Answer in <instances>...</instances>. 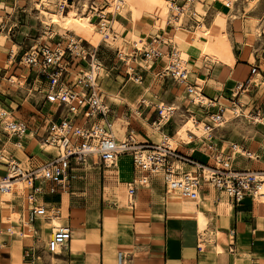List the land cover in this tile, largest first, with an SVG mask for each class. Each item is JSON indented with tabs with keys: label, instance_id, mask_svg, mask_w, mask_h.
Wrapping results in <instances>:
<instances>
[{
	"label": "crops",
	"instance_id": "1",
	"mask_svg": "<svg viewBox=\"0 0 264 264\" xmlns=\"http://www.w3.org/2000/svg\"><path fill=\"white\" fill-rule=\"evenodd\" d=\"M7 1L18 3L24 0ZM78 1L67 0L68 7L65 8L69 14L66 15L67 22L63 26L58 25L65 31L74 32L75 35L92 41L97 37L95 36L97 30L83 24L79 19L82 17L97 23L98 18L92 14L94 9L90 11V16H85V9L82 4L80 5L81 1ZM102 1L105 3L101 9L93 5L91 8L110 10L113 7L106 0H92V3L95 5ZM175 2L185 4L188 9L184 10L180 24L176 22L170 24L172 11L175 9L168 3L162 10L163 17H168L165 25L161 22L159 12L147 5L144 9L146 14L137 21L133 20L130 13H120L119 20L117 12L111 13L108 19H111L112 31L114 32L113 27L116 25L114 23H118L122 28L121 34L124 30H128V37L131 33L139 36L141 45L144 47L153 39H157L160 41L161 49L168 52L171 47L179 50L180 44L176 47L172 42L176 35L186 37L192 32H197L203 22L205 27L209 28L207 43L203 50L204 56L186 40L181 43L189 52L188 54L185 50H180L188 61L189 82L200 88L208 100L216 99L217 104L223 105L227 110L231 105L236 85L244 83L239 97L240 102L245 105L246 110L261 107L264 103V68H262L264 55L260 50V41H264V17H261V11L256 8L246 11L245 6L242 8L237 5L231 8L220 0H192V2L173 0V6L176 8L178 5ZM199 4L203 13L198 11ZM251 13L258 15L257 19L260 21L256 25L260 34L254 40L249 38L252 26L247 18H256L253 15L250 16ZM218 14L228 15L226 25L230 38L228 39L229 47L224 37L225 22L221 29L213 25ZM75 23H80L85 28L74 31L72 27ZM156 24L161 27L157 28ZM156 63L155 71L157 72L168 62L162 59ZM254 66L259 68L256 74L251 72ZM167 79L174 81L170 77ZM174 83L187 95L185 86L175 81ZM144 96L149 100L148 103L139 99L137 103H131L125 97V101L117 102L111 96L109 103L106 101L112 109L109 118L113 121V130L117 139H123L131 130L134 131L136 140L139 142L156 143L163 135L167 140L168 137L177 139L180 124L170 126L169 123L174 121L171 117L168 120L163 119L160 126L153 128V123H156L158 117L154 115L157 107L152 104L150 97H155L156 93L153 95L150 88H146ZM140 102L145 105L142 107ZM132 104H135L137 109ZM192 107H188L187 117L195 115L198 120L205 118ZM196 108L198 109V106ZM204 109L202 111L209 113L217 110V108L207 107ZM57 112L58 110L50 116L43 115L39 124L42 126L46 120H60L66 113V108L62 107L60 113L57 114ZM206 121L203 123L205 124ZM116 125H119L122 130H116ZM163 127H166L165 130ZM261 129L260 133L256 132L249 136L248 140L241 141L243 148L251 152L253 158L237 154L234 162L236 168L264 169V126ZM208 138L209 134L193 141L192 139L181 140L174 147L187 155L192 154L197 160L198 156L203 157L206 160L205 163L210 164L213 161L207 156L210 151L205 144H200L198 141L206 143ZM28 140L31 141L28 147L19 149L12 141L0 143V151L6 157L12 156L18 159L25 166L28 160L24 159H29L31 163L28 168L38 167L54 155L52 153L48 155L44 150L45 146L36 139L34 140L40 145L39 147L36 143H32L31 139ZM220 141L219 145L224 146ZM29 149L30 152L27 151ZM32 164L33 167H31ZM180 166L185 171L192 168L183 164ZM0 171L3 172L0 177H3L6 174L4 163H0ZM141 177L142 174L135 170L130 155L121 156L112 165L95 158L89 159L86 165H73L69 171L67 192L58 194L45 192L37 195L38 213L35 221L32 222L35 230L31 233L27 232L24 223L25 220L28 221L27 215L30 208L27 200L25 203L27 193L23 195L24 185H17L12 191L13 195L0 193L3 197H0L3 200L2 204L0 203V209L13 208L22 217L20 221L9 225L12 231L15 229L13 233L6 232L8 227L5 232L0 230V264H25L23 255L28 246L38 249L41 258L37 264H119V253L122 254L121 264H264V202L262 199L247 196L241 202H234L212 185L203 183L200 189L202 197L200 203H173L169 200V191L166 190L161 177L154 179L151 184L149 179L147 183L139 182ZM135 180L137 184L134 183ZM130 184L137 187L132 205L128 199ZM49 195H57L59 198L50 200L47 198ZM54 207L60 208L61 212L57 217H63L62 224H69L72 229L69 246L56 254L46 250V244L53 229L52 220L47 219V215ZM198 211L208 219L206 231L199 230ZM231 230H235V236L230 234Z\"/></svg>",
	"mask_w": 264,
	"mask_h": 264
},
{
	"label": "built area",
	"instance_id": "2",
	"mask_svg": "<svg viewBox=\"0 0 264 264\" xmlns=\"http://www.w3.org/2000/svg\"><path fill=\"white\" fill-rule=\"evenodd\" d=\"M186 2H192V0H186ZM177 5L184 12L186 5ZM66 6V1L61 2L59 9L64 11ZM92 9L98 18L97 27L102 33V42L109 45L107 39L112 30L111 19H108L105 11ZM180 13L173 15L174 23L179 19ZM45 35L48 39L54 40V43L52 45L40 44L31 48L22 57V62L25 67L35 73L36 82L45 83V90H42L45 101L55 105L57 110L65 107L66 113L60 120H46L40 128L32 131L28 124L18 121L11 113L5 115L2 109L0 110V143L12 141L19 149L23 138L28 136L31 130V137L43 144H51L57 152L46 163L38 167L27 168L18 159L12 156L6 157L0 151V163H4L6 167L4 178L7 180L21 179L28 187L27 202L30 205L28 221L32 223L36 219L37 195L45 192L50 194L67 192L69 171L73 165H86L91 158L112 165L121 156L130 155L134 168L140 175L144 174L148 178L159 176L163 179L167 191L177 190L183 197L192 199L200 195L203 183L212 185L234 202H241L247 196L255 198L257 192L264 188V169L240 170L234 166L237 154L252 159L251 152L244 148L237 150L238 145L235 143H232L229 149L224 150L223 145L220 146L212 140V132L230 121L226 115L227 108L217 104L216 99H209L205 105L198 103L200 107L217 108L215 112L209 114V120L205 123L209 130L208 139L211 140L206 145L210 151L207 156L213 160L210 164L202 163L192 154L187 155L178 149H167L163 144L166 141L164 135L156 143L139 142L136 140L134 131L131 130L125 139L119 140L113 130V121L109 118L112 109L100 91L99 80L103 63L99 60L97 49L82 45L80 39L73 38L71 35L55 39L57 34L50 29L45 32ZM159 42L153 39L145 47L133 45L131 51L127 53L118 48V58L126 64L141 59L145 64L138 63V66L147 70L168 55L169 62L156 72V77L160 79L170 77L177 84L185 86L188 100L192 104V94L196 86L189 82L188 61H183L174 47L164 52ZM79 68L82 70L80 71ZM131 68L132 71L128 70L130 75L135 71V67ZM251 72L256 74L259 68L254 66ZM135 75L136 82L142 83V74L134 73ZM253 83L256 84L255 81ZM243 88L244 83H238L234 89L230 105L233 118H250L248 116L257 115L264 119V111L260 107L246 112L245 105L239 99ZM201 93L205 96L202 91ZM159 114L162 119L163 113L160 107ZM94 120L97 122L94 123ZM182 164L194 170L185 171L180 166ZM207 169L210 172L208 177L205 173ZM134 183L137 184V180ZM0 189L7 191L10 188L8 184H4ZM136 191L137 187L130 184L129 198L134 196ZM60 212L59 207H54L47 215V219L52 220V217L59 216ZM7 233L11 234L13 231L8 227ZM230 234L235 236V230H231ZM71 239V226L62 224L52 229L46 250L53 254L61 252L69 246ZM23 258L25 264H37L41 256L36 247L28 246L24 250ZM121 262L122 254L119 253V264Z\"/></svg>",
	"mask_w": 264,
	"mask_h": 264
},
{
	"label": "rangeland",
	"instance_id": "3",
	"mask_svg": "<svg viewBox=\"0 0 264 264\" xmlns=\"http://www.w3.org/2000/svg\"><path fill=\"white\" fill-rule=\"evenodd\" d=\"M65 1L67 2V0H24L17 3L15 1L8 2L7 0H0V110L6 109L9 113H11V115L15 119L28 124L32 131L35 130L36 128L41 127L39 122L43 118V115L50 116L57 110V107L55 105L49 104L45 101L44 93L42 92V90H45V83L44 82L41 83L40 81L36 82L35 73L32 70L30 71L27 67H25V65L22 62V57L25 55L26 52L31 50V48L40 44L47 43L52 45L54 43V40L48 39L45 35V32L50 29L53 31V33L56 34L58 33L55 36V39H59L60 37H66L67 35H71L76 39H80L82 45L87 47L91 46L97 49L99 60L103 63V70L101 71L99 86L101 88V92L104 95H106L105 98L108 103L110 101V96L113 99H115V101L117 102L125 101V98L128 99L129 102L131 103L134 102L137 103L138 99L144 102L145 99H147V97L144 96L146 88H150V92L153 93V95L156 93L155 97L152 98L150 97L151 101H153L152 104H154V106L157 107V110L154 112V115L158 117V118L156 117L157 118L156 122H158L161 119V116L159 114V106L157 104L178 103L180 105L181 107L180 111L176 112L171 117V120L174 121L172 123L171 122L169 123L170 126L175 124L179 126L178 124H180V127L178 128L179 141L189 140V139H192L193 141V139L202 138L209 134L206 124H204L203 122L209 120V114L211 112L209 113L208 111H202V109H204L205 107H200L194 101L191 104L188 100V95L182 92V90L174 83V81L167 78L166 80H164V79H160L159 77H156L155 68L157 63H155L152 66V68L143 70L138 66V63H141L143 65L145 64L141 59H138L137 62L131 61L129 64H126L125 62L121 61L118 58L117 55L118 48L121 49L124 53H127L131 51L132 46L135 45V43L137 42L136 39L132 37L133 35L132 33L128 37V32H129L128 30H124V33L121 34L122 28L120 24L114 23L116 25L113 27V30L115 33L118 34V36L114 37V39L108 37L107 43L109 45H106L105 42H102L103 40L102 33H100V29L97 27V23L92 22L90 19L86 20L80 17L79 20L83 24L88 25L91 28L97 30L95 32V36L97 35V37L92 39V41H87L82 37L75 35L74 32H69L61 29L58 23H54L50 28H48L47 26L50 25V21H46L44 19L43 15L40 14V10L43 9L47 12L56 14L61 10V9L59 10V4ZM79 1H81L80 5L82 4V7L85 9V16H90L89 14L92 9L91 6L92 5L94 6L92 0H79ZM220 1L226 5L227 2L226 0H220ZM106 2L109 3V5L113 6L111 7L110 10L103 9V11L104 10L106 11L105 13L107 14V17L110 16L111 13L117 12V16H118L117 18L119 20V16L123 13H121L120 9L116 6V0H108V1L106 0ZM229 2H231L230 3L231 8H234L236 5L238 7L241 6L242 8L245 6L246 11H250L256 8V10L261 11V17H264V0H231ZM104 3L105 2L103 1L102 3L98 2L97 4H95V7L101 9ZM165 4H167V1L164 0L139 1V5L141 6V8L144 7L143 9L147 8L146 7L147 5H150L151 7L156 9V11L159 12L158 13L159 16H161V22L162 24L164 23V25L167 23L168 20V17L167 16L163 17L162 14L163 12L162 10ZM172 4H173V0H172ZM67 7L68 6H66V8ZM186 8L187 6H185V10ZM174 9L175 11L172 12H176L177 8H175V6ZM198 11L203 13L201 4L198 5ZM64 14L69 15L67 14L66 10H64ZM223 15H224L223 17L225 18L224 37L226 39L225 41L228 43L227 47H229L228 39L230 38L227 33V25H226L228 15L225 14ZM251 15L253 14L251 13L250 16ZM253 16L256 18L253 17L247 18L246 16L249 24L252 26L251 34H249V38L252 40H254L257 37V35L260 34V30L256 27V25L260 22L257 19L258 15L256 16L253 15ZM216 18H219V14L216 16ZM214 21L215 24L213 25H215L216 28L221 29L224 27L223 25L222 26L217 25L216 20ZM63 25L65 24H62V26ZM156 27L160 28L161 26L156 24ZM206 30L208 37L209 28L206 27ZM199 31L201 30L199 29ZM140 40L141 39L139 38V44H141ZM211 43L212 45L215 44L213 41ZM250 45L254 47L253 44ZM260 45H261L260 50L264 55V41H260ZM180 50L181 51L185 50V48L181 44L179 45V51ZM164 59L166 62H169L168 56H165ZM131 67H135L134 73L142 74L143 76L142 83L136 82L137 77L136 75L134 76V73H132V75L128 73L129 69H130L129 71H132ZM262 68H264V65ZM79 70L81 71L82 69L79 68ZM12 75H15L23 79L24 85L21 86V82L19 84L17 83L16 85L13 84L11 81H9ZM143 102H140V105L142 107L145 105V103ZM145 102L148 103L149 100L147 99ZM132 106L135 107V109H137L135 104H132ZM197 106L198 109L196 108ZM188 107H192V109H196V111L199 112L200 115L202 116L204 115L205 118L202 119L203 121L197 119L196 121H198V124L197 122L190 124L187 117L189 111ZM260 108L262 111H264V103L261 105ZM61 110L62 107L58 109L57 114L60 113ZM248 111L249 110L247 109L246 112ZM227 116L229 117L230 121L226 123L224 126L219 127L212 132L213 134L212 140H214L215 142L218 143L220 140H225V141H220V143L224 144L223 146L224 150L229 149L232 143L238 145L237 150H242L243 145L241 141L248 140L249 136L253 135L256 132L260 133V131H262L261 128L264 126V124L262 123H257L253 117H251V119L245 117H240L237 119L233 118V114L230 112V107L228 108ZM115 128L116 130L119 131L122 130L119 125H116ZM165 128L166 127H163V130H165ZM28 139H31L32 143H36V146L38 147L40 146L36 142V140H34V137H31L29 134L28 136H25L23 138V145H24L23 147H28V143L31 142ZM198 141L200 144H205L206 146L207 144L210 143L211 140L208 139L206 143L201 142L200 140ZM46 146L47 145H45L44 150H46L47 148ZM27 151L30 152V149ZM46 151L47 154L52 153L55 155L57 153L55 148H51V149L48 148V150ZM24 160L25 161L28 160V162L26 163V166L28 168L29 163H31V161L27 158H25ZM198 161L205 163L206 160L203 157L198 156ZM33 166L34 165L32 164L31 167ZM187 170L193 171L194 169L188 168ZM0 174H3V172L0 171ZM2 178L5 179L4 176ZM154 179H160V178L159 176H157L156 178L149 177V183L151 184ZM47 198L50 200H55L59 197L57 195H49L47 196ZM26 200H27V194L25 197V203ZM2 221L3 218L1 217V209H0V230H3L5 232L6 227H9V224L3 223ZM14 230L15 229H13V231Z\"/></svg>",
	"mask_w": 264,
	"mask_h": 264
},
{
	"label": "bare ground",
	"instance_id": "4",
	"mask_svg": "<svg viewBox=\"0 0 264 264\" xmlns=\"http://www.w3.org/2000/svg\"><path fill=\"white\" fill-rule=\"evenodd\" d=\"M139 1L140 0H116V6L120 9L121 13H123V14L130 13V15L133 18V20L134 21H137V20H140L144 16V14H146V12L144 11V9L141 8V6L139 5ZM164 1H167V3L170 5V7H172L174 9V6H173L174 3L172 4V0H164ZM226 1H227L226 2V5L230 7V3L231 2H229V1H231V0H226ZM176 8H177L176 9V12H173L172 13V17H171L172 23H173V20H174L173 15L178 14V13L181 12L179 14V19L176 21V23H179L182 15H183L182 13H184L183 11H181V9L179 7H176ZM40 14L43 15V17H44V19L46 21H50V25L47 26L48 28H50L54 23H58L59 25H62V24H65L67 22V16L63 13V10H60L58 13L55 14V13L47 12V11H45V10L42 9V10H40ZM223 16H224L223 14H219V18H216L215 19L217 25H220V26L223 25V23L225 22V18ZM179 24H177V25H179ZM163 25H164V23H163ZM84 28L85 27L82 24L75 23L73 25V27H72V30L77 31V30H83ZM178 28H179V26H178ZM199 29L201 31L192 32V33L189 32L190 34L187 35L186 37H181L180 35H176L175 39H172V42L175 43V45L177 47V44H181L183 40H186L187 42H189L191 45H193L195 48L198 49L199 54H201V55L204 56L205 54H204L203 50H204V48L206 46V43H207V32H206L207 30H206V27H205V25L203 23L200 24ZM116 36H118V34L115 33V32H113L111 30L110 31V34H109V37L112 38V39H114V37H116ZM132 37H134L136 39V41H137L135 43V45L141 46V44H139V36L133 34ZM176 51H177V54L182 57L183 61L186 62L187 59L184 57L183 53L181 51L177 50V49H176ZM185 51L189 54V52L186 50V48H185ZM165 56H168V55H165ZM165 56L163 57V59L165 58ZM169 59H170V57H169ZM9 81H11L13 84H16V85H17V83L19 84L21 82V86L24 85L23 79L15 76V75H12L11 78L9 79ZM192 99L197 104L201 102L202 104L205 105V104H207L209 102L208 98L205 97L201 93L200 88H198V87H195L194 88V92L192 94ZM146 100L147 99H145V101ZM159 106L162 109L163 118L160 119V123H158V122L153 123L155 127L160 126V124L162 123V120L163 119L164 120L170 119V117H172L176 112L180 111V109H181V107H180V105L178 103H171V104L161 103V104H159ZM2 113L5 114V115L9 114V112H7L5 110H2ZM249 117L250 118L253 117L257 123L264 124V121H263L264 119L260 118L257 115H255V116H252L251 115ZM196 120H197V117L195 115H192V116L188 117V121L190 122V124L191 123H195V122H197V124H198V121H196ZM29 133L31 135L32 134V131L30 130ZM125 137L123 139H125ZM164 137L166 139V141L163 143L164 146L167 149H171V150L176 149L174 147V144H176V143L179 142L178 138L175 139L173 137H168L167 136L168 137V140H167L166 136H164ZM42 145H44V146L47 145L46 146L47 147L46 150H48V148H50V149L51 148H54V146H52L51 144H43L42 143ZM22 147H23V142H21V144H20V148H22ZM109 165H111V164L109 163ZM205 173H206V176L207 177L210 175V172L208 171V169L205 171ZM148 179L149 178L146 175L142 174V177L140 178V181L139 182L147 183L148 182ZM4 184H8L10 189L7 190V191H3L2 189H0V193L2 195H9V194L10 195H13L14 193L12 191L14 190V188L17 185H20V184L24 185L23 186V188H24V194L23 195L25 196V193H27V185L21 179L7 180V179H3L2 177H0V188ZM24 196H22V197H24ZM168 196H169V200L171 202H173V203H185V202L200 203V201L202 200V197L200 195L196 199L187 198V197H183L177 190H173V189H171L169 191ZM256 197L259 198V199H262L263 202H264V188H261L257 192ZM128 199H129L130 205H132L134 203L135 196H131ZM22 200H23V198H22ZM2 202H3V200L0 199V203L1 204H2ZM1 217L3 218V222L4 223H8L9 225L12 224V223H14V222L20 221L21 218H22L19 213H16L13 210V208H10V209H2L1 210ZM197 217H198V220H199V230L200 231H204L208 227V219L200 211H198ZM62 218L63 217L60 216V217H55V218L52 219L53 229H56L57 227H59V226L62 225ZM24 223H25V227H26L27 232L31 233L32 231L35 230L34 229V225L31 222L25 220ZM58 253H60V251Z\"/></svg>",
	"mask_w": 264,
	"mask_h": 264
}]
</instances>
